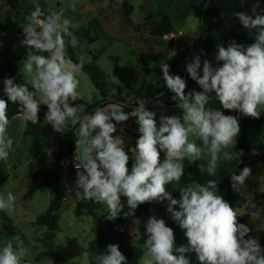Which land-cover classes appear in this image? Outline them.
<instances>
[{"label":"clouds","instance_id":"1","mask_svg":"<svg viewBox=\"0 0 264 264\" xmlns=\"http://www.w3.org/2000/svg\"><path fill=\"white\" fill-rule=\"evenodd\" d=\"M68 7L75 11V4ZM257 7L258 3L251 14L234 13L245 29L256 30L253 43L245 46L233 40L227 47L218 45L215 60L219 66L214 67L205 59L202 75L199 54L187 63V73L203 91L186 94V81L170 74L167 63H160L162 79L174 93L172 99L179 101L177 106L183 114L161 113L157 122V114L148 110L145 99H137L138 107L130 112H125V105L119 102L97 107L92 114H85L84 104L74 105L81 98L77 74L83 70L82 62L76 63L67 56L68 45L78 44L70 30L75 25L65 18L63 7L45 15L36 6L28 17L21 41L28 50L20 62V71L31 87L27 83H15L14 77L3 80L7 100L0 98V160L8 159L14 144L8 134L9 102L19 105L13 119L22 120L25 125L37 124L40 106L46 105L44 121L54 131L63 134L70 126L79 124L75 140L76 150L80 152V162L75 163L77 197L105 205L106 218L110 221L123 210L122 197L127 198L130 209L126 215H134V210L146 202L167 201L166 210L187 242L177 246L173 229L163 218L153 215L145 224L141 264H190L186 255L190 253H195L199 264H264V248L258 238L249 235L251 229L238 222L241 215L218 194V166L243 156V150L229 151L235 148L240 133L238 118L225 115L220 108L207 107L214 93L222 109L260 118L264 110V13L258 12ZM130 117L136 118L139 137L135 147L126 151L123 136L114 133L116 125ZM190 136L196 137L202 146L190 140ZM129 151L134 157L130 169ZM204 156L209 157L207 173L215 179L205 184H187L180 189V198H173L166 186L184 176V160L193 163ZM251 171L245 166L239 174H231L235 192L245 185ZM250 206L257 207L255 203ZM15 210L13 193L0 194V211L11 214ZM251 216L259 219L260 212L255 211ZM25 255L19 235L0 246V264H27ZM81 264H128V261L118 245L109 244L106 252L95 254L91 260L89 253L84 252Z\"/></svg>","mask_w":264,"mask_h":264},{"label":"rangeland","instance_id":"2","mask_svg":"<svg viewBox=\"0 0 264 264\" xmlns=\"http://www.w3.org/2000/svg\"><path fill=\"white\" fill-rule=\"evenodd\" d=\"M129 1L135 7L131 15V21L135 23V27L141 28V32L137 39H130L126 43L121 42L117 44L110 39L98 40L103 38L104 34L102 30L96 29L95 18L91 14L87 0H22V4L24 7L30 8V10H35V7L39 6L45 15L53 11L58 12L63 7L65 9V18L70 19L75 25L70 30L78 39L77 46L73 47L77 59L87 64L92 62L93 57L96 56L98 58V65L109 76L111 84L110 94L114 97L126 98L128 103L134 104L137 99L146 100L150 98L166 85L162 79L163 72L160 67L162 61L169 65L170 74L180 76L184 67L195 55H202L201 42L203 39V29L200 26L199 17L202 0ZM242 2L250 11L258 3L257 11L264 13V0H242ZM69 4H75V11L68 7ZM159 13L171 15L175 28L174 34L164 38H155L149 34V29L145 27L144 22L149 17L156 16ZM14 18V11L6 6L5 0H0V23L12 21ZM221 33L225 38H229L226 27H222ZM23 39L24 36L19 35H10L8 37L5 44V53L0 56V63L12 54L17 46L22 45L21 41ZM96 39L98 40L97 43H95ZM230 43L231 41L227 44L229 45ZM109 45H112V47H109L107 52H104ZM43 54L47 55V53ZM68 56L70 57L69 54ZM208 61L214 67L219 66L214 55H210ZM20 62L16 63L18 75L14 77L15 83H27L31 87L28 78L24 77L20 71ZM200 74L202 75V70ZM4 79L0 80V93L3 91ZM77 79L80 80L78 91L81 98L74 102V105L84 104L86 109L85 114H92L95 107L100 105V93L92 84L87 73L81 72L77 74ZM193 91L201 92L203 90L197 83ZM44 106L47 107L46 105ZM146 107L157 114V122L161 113L177 116H182L183 114V110L178 106L165 108L159 102H148L146 103ZM207 107H215L214 93L211 94ZM15 109L18 110L19 105L8 110L9 119L11 118V113L15 112ZM132 110L130 108L125 110V112ZM261 112H264V110ZM224 114L227 115V113ZM80 115H83V113ZM237 118H239V112ZM121 125L129 139L128 145L125 146L127 151L130 149V139H138V124L135 117H130L128 121L121 123ZM8 129L11 131V135L16 130L21 131L17 125L13 126V128L10 126ZM247 134L249 137V156L252 162V171L251 176L246 179L245 185L241 187L239 192L249 202L257 193L264 192V167L259 162V156H264V130L249 128ZM190 140H194L198 145L202 146L196 137L190 136ZM135 145L136 143H134L133 148ZM253 150H255L256 154H253ZM229 151L233 152V148L229 149ZM76 156L78 157V162H80L79 150ZM161 159L163 158L161 157ZM208 159V156H204L203 159H198L193 163H190L188 159L187 161L195 170L207 172ZM133 162L134 160H129V169ZM63 165L65 167V163ZM184 168L185 173H188V165L186 163H184ZM9 173L11 179L0 188V194L6 195L7 192L11 191L16 197L15 212L11 214L6 212V217L15 226V229L14 233L9 234L0 225V246H3L13 236L19 235L26 249L24 260H32L41 253L52 250L61 253V264H81L83 253L86 252L89 242L94 238V222L90 215H83L81 217L75 215L77 202L81 198L77 197L75 191L71 188L73 179L69 178V171L67 172L64 168L55 189L39 187L36 195L28 199L25 198V195L31 185V176L25 172H21L18 175L19 177L14 178L15 175H13L11 170ZM179 182H173L170 186L169 192L172 191L174 194L173 198L176 196L180 198L179 191L181 188H179ZM53 201L56 203L57 214L60 218V230L55 232L53 243L47 244L42 240L46 227L34 225L32 222L36 217L44 214ZM229 204L241 215L239 217L246 218L243 224L251 229L249 235L253 238H258L259 243L264 248V207L255 210L260 212V218L257 219L251 216V213L255 211L249 210L247 204L242 208H236L231 203ZM177 210H179L178 206ZM97 213L101 219L108 220L106 218L108 212L105 205L100 204ZM159 214V210L151 209L145 218L127 223L113 232L112 238L122 246V254L127 258L128 264H141V250L146 240L145 224L151 216L155 215L158 218ZM165 214L167 215L166 223L170 224L174 229L176 245L186 244L187 241L183 231L171 219L167 210ZM134 223L137 225L135 233L132 231ZM13 243L15 246L14 241ZM50 264L54 263L50 262Z\"/></svg>","mask_w":264,"mask_h":264},{"label":"trees","instance_id":"3","mask_svg":"<svg viewBox=\"0 0 264 264\" xmlns=\"http://www.w3.org/2000/svg\"><path fill=\"white\" fill-rule=\"evenodd\" d=\"M110 1H119L122 4L124 13L129 21H131V15L134 11V6L131 5L129 0H110ZM6 6L12 9L15 13V18L12 21L0 23V30L5 32H13L16 35H24L23 25L28 23V17L31 12L30 8L24 7L22 0H5ZM236 12H246L251 14V11L246 8L242 0H202L199 17H200V26L203 29V39L201 42V69L203 66V61L210 55H216L217 46L223 45L228 46L229 41H236L238 44H243L245 46L254 42V36L256 35V30H247L245 29L238 18L234 15ZM146 24L150 27V34L157 38H164L175 33V28L173 26L172 17L167 13H159L156 16H151L146 20ZM222 27H226L229 38H225L221 33ZM28 49L26 46L20 45L17 46L12 54H10L6 59L0 63V80L3 78H12L18 75L16 70V63L20 62L26 57V51ZM68 54L70 59L76 63H81L75 54L74 48L69 44L67 47ZM98 59L96 56L93 57L92 62L83 64L82 72L87 73L90 77L92 84L100 93V105L97 107L107 106L109 102H119L124 104V111L127 109H134L138 107L136 103H128L126 98L123 97H114L110 94L111 84L109 82V76L103 71V69L97 63ZM186 81L185 93L187 94L190 91H193L197 82L192 80L187 73L186 66L182 74L180 75ZM30 87V86H29ZM174 93H172L166 85L161 88L156 94L152 95L150 98L146 99L148 102H159L165 106V108H174L177 106L179 101H174L172 99ZM0 98L7 100L6 94L0 93ZM18 105L9 102V108ZM95 107V108H97ZM216 109H221L227 115H230L231 111L224 110L219 104V101L215 98V107ZM47 112V107L44 105L40 106V111L38 114L45 116ZM238 114V113H237ZM239 125L240 133L237 137V142L233 152L243 150V156L239 159H234L233 161L221 163L218 166L217 174L220 177V183L218 184L219 195H222L223 198L231 203L236 208H242L244 205H248L249 210H256L260 207H264V192L257 193L251 201L248 200L240 193L235 192L233 189L227 187V180L229 172L238 161L249 162L251 160L249 156V137L247 130L249 128H257L264 130V112H261L259 119L243 116L239 113ZM79 127V124L76 127L70 126L69 129L65 132L66 144L62 145L60 149L53 153L51 162L49 166L45 169H40L36 171L33 175L32 184L29 187L25 198H31L36 194V191L39 187L45 188H54L56 184L59 183L61 174L64 170L62 162L64 160L70 159L76 151V137L74 131ZM139 137V136H138ZM200 142V141H199ZM201 144V142H200ZM202 145V144H201ZM163 153H161V156ZM188 165L187 160H184ZM259 162L264 167V156H259ZM71 179L76 180V173L71 168L68 173ZM209 179H215V177H210L207 172H201L194 170L190 165H188V173H184V176L180 180V186L184 187L187 184L192 182H198L205 184ZM9 180V175L3 169L2 163L0 160V188L4 186ZM179 199V198H177ZM122 204L124 205L123 210L119 214L118 218L114 221L101 219L97 213L100 208V204L96 203L93 200L82 199L76 206L75 215L81 217L83 215H90L93 218L94 226V238L88 244L86 252L89 253V259L91 260L92 256L100 252L107 251V245L114 244L118 245L119 250L122 252V246L115 242L112 238L113 232L123 225L135 222L145 218L151 209H157L160 212L165 210L164 202H146L139 205L134 210V215H126L130 211L127 205V198H121ZM251 203L256 204V208H251ZM159 218H163L167 221V217L160 215ZM59 216L56 210V203L51 202L48 210L36 217L33 220L34 225L45 226L46 232L44 238L42 239L47 244L53 243L55 239V232L60 230L59 225ZM245 218L238 217V222L243 223ZM0 225L4 231H7L9 234L14 233L15 226L8 220L3 211H0ZM167 226L173 227L166 223ZM137 230L136 223L132 226V231L135 233ZM174 231V229H173ZM263 248V245L260 244ZM190 257V264H199L194 253L186 254ZM27 264H61L62 255L58 251H45L40 255L34 257L32 260H25Z\"/></svg>","mask_w":264,"mask_h":264},{"label":"crops","instance_id":"4","mask_svg":"<svg viewBox=\"0 0 264 264\" xmlns=\"http://www.w3.org/2000/svg\"><path fill=\"white\" fill-rule=\"evenodd\" d=\"M87 2L91 9V14H93L95 18L94 23L96 24L97 27L96 29L102 30L104 34L103 38L98 39L99 41L110 39L111 41L113 40V42L117 44L121 42L126 43L130 39L135 40L138 38L141 32V28L138 26H136L138 27L136 28L135 23L128 20V18L124 13L122 4L119 1L87 0ZM27 25L28 23H25L23 25V31L27 27ZM144 25L149 29V34H150V27L146 24V21L144 22ZM10 35H16V34H14L13 32H5L0 30V56L5 53V44ZM19 36H24V35H19ZM98 40L96 39L95 43H97ZM109 47H112V45H109L104 52H107ZM1 93H3V91ZM14 106H18V105H14ZM14 106L8 108V110L12 109ZM18 111L19 109L18 110L15 109V112L11 113L12 114L10 118L11 123L9 127L11 126V128H13V126L17 125L20 127L21 131L16 130L11 135V131H9L8 129V134L14 141L13 149L10 151L8 159L1 160V163L3 169L9 175V179H11L9 173L10 170L13 173V175H15L14 178L19 177L18 176L19 173L25 172L26 174L31 176L30 183L32 184L34 173L40 169H45L49 166L53 153L58 151L62 145L66 144V137H65V133L63 134L58 133L54 131L51 125L45 123L44 121L45 116L43 115L38 114L39 122L35 125H33L31 122L25 125V123L22 120L13 119V117L17 115ZM117 125H120L122 127L121 124H117ZM74 135L76 139H78V129L74 131ZM136 141L137 140H134V143H136ZM77 153L78 150L75 151L74 155L70 159L62 162V165L65 163L64 168L67 170V172L69 171L68 169L72 168V165L74 166L75 163H79L78 157L76 156ZM129 157L131 160H134L133 154L130 152H129ZM161 157L163 158V155ZM183 163H185V161ZM187 163L188 165L191 166V164L188 161ZM251 164H252L251 160L249 162L238 161L236 163L234 168H232L229 172V176L227 180V187L229 189H233L231 187V174L233 173L239 174L240 170H242L245 166L251 168ZM80 170L82 171L83 169ZM75 173H77V170H75ZM170 186L171 184L166 186L168 191H170ZM179 188H183V187L179 185ZM170 193L172 194V196L174 195L172 191ZM174 198L177 199L179 197L176 196ZM78 203L79 201L77 202V204ZM164 204H165V210L163 212H160L159 216L164 215L167 217V215L165 214L167 202L164 201ZM3 212L6 215V212L5 211Z\"/></svg>","mask_w":264,"mask_h":264},{"label":"built area","instance_id":"5","mask_svg":"<svg viewBox=\"0 0 264 264\" xmlns=\"http://www.w3.org/2000/svg\"><path fill=\"white\" fill-rule=\"evenodd\" d=\"M116 127H117V132L114 133V135H122L123 138H124V140H125V146H127V145H128V142H129V139H128V136H127V133L124 131V129H123L120 125H116ZM73 169H74V170H77V169L75 168V165L73 166Z\"/></svg>","mask_w":264,"mask_h":264},{"label":"water","instance_id":"6","mask_svg":"<svg viewBox=\"0 0 264 264\" xmlns=\"http://www.w3.org/2000/svg\"><path fill=\"white\" fill-rule=\"evenodd\" d=\"M237 111L236 110H232L230 115H233V116H236L237 117ZM134 146V140L133 139H130V149L133 148ZM131 153V151H129ZM71 188L73 191H75V180L73 179L72 180V185H71Z\"/></svg>","mask_w":264,"mask_h":264}]
</instances>
